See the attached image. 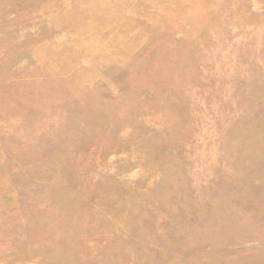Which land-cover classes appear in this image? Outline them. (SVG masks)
<instances>
[{
    "label": "rangeland",
    "instance_id": "1",
    "mask_svg": "<svg viewBox=\"0 0 264 264\" xmlns=\"http://www.w3.org/2000/svg\"><path fill=\"white\" fill-rule=\"evenodd\" d=\"M0 264H264V0H0Z\"/></svg>",
    "mask_w": 264,
    "mask_h": 264
}]
</instances>
